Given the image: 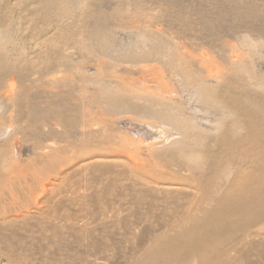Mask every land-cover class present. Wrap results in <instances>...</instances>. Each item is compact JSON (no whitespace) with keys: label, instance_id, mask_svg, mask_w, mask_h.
Here are the masks:
<instances>
[{"label":"rangeland","instance_id":"rangeland-1","mask_svg":"<svg viewBox=\"0 0 264 264\" xmlns=\"http://www.w3.org/2000/svg\"><path fill=\"white\" fill-rule=\"evenodd\" d=\"M9 1L10 0H7V1L1 0L0 1V26L2 27V29L6 27V29H3L4 31L1 30V27H0V30H1L0 31V41H2V42H0V50L2 51L3 49H5V50H3V52H5V53L2 52L5 55L2 56V53H0V60L2 59V61H0V64H2V67L0 68V72L1 73L3 72L2 74L0 73V78H1L0 79V89H2V90H0V99L1 98L6 99L7 100L6 102L8 104V105L6 104L5 100H2V99L0 100V132H1V134H0V143H1L0 144V148H1V150H0V161L1 162L0 163L3 165V166H1V164H0V219L5 220V218H6V222L4 224H2V226H4L5 228H3L0 225V252H6L5 248H11V247L13 248L12 251L15 250V252H16L19 250V252H16V253L13 251V255L15 257H17L16 258L17 261L22 262L23 264H130L132 261L135 260L136 257L140 256L147 248L150 250L149 246H150L151 242H153V240L155 239V236L158 233L163 232L167 228L170 229L172 227V225L174 224L172 222V220H173V217H175V215H174L175 211L180 210V212H181L183 210L182 203H184V198H183L182 194L180 195V193H183V191L178 190V192H180V193H178L176 190L167 191L164 189L166 191V192H164L163 187H161V186L159 187L158 185L156 186L153 184H152V186H156V187L153 188L151 186V183L155 182L153 179H158V178L154 177L155 174L157 176V173L161 176L164 175L166 178L168 177L167 179H164L163 181H161L159 179V182H165V183L174 182V184H172V185H177V184L179 185L181 183L182 178H183V174L181 172L176 171L175 168H173L171 166L168 167L167 165H165L164 161H159L158 166L153 167V169L151 166H149L147 164L146 161H144V160H147L148 156L151 155L153 152L157 153L159 151L158 149L168 148L167 147L168 142H169V146H170L171 145L170 142L173 143L172 139L176 138L177 133L175 135L174 134L175 131H173L172 136L171 135L168 136L167 137L168 140H167L166 137L162 138L163 134H160L162 132V130L160 129V127L157 126L155 128L152 127V129H153V131H151L152 134L149 135L148 137H146V138H143L142 136H140V138L138 137L139 139L142 138V140L145 139L144 142L141 143V145H140L141 148L138 150V153H139L138 155L142 156V158H144L142 162L144 164L145 163L146 164L143 165L144 170H140V171H135L134 169L132 170L131 169L132 168L131 167V165H132L131 164L132 163V155L131 154L132 153L130 151V148L132 150L131 143H134V142L138 143L137 142L138 138L136 137L137 138L136 139L135 137H133V136L137 135V133L133 129V126L136 125V122L132 121L130 119H133L135 117L136 119H133V120H136V121L141 120L140 122L144 123V121H149L152 118L150 117L148 119L147 115H144L141 113L139 114V112H138L139 115L137 114L138 117H136L133 114L137 113V111L130 112L132 110H128L129 108H125V107L117 108V112H116L117 115L115 114L116 108H113L110 106V109H109V106L107 105V103L104 100L103 92L107 91L109 89L112 91L113 85H112V87L110 86L111 85L109 82L110 77L108 79V75H106V74L99 75L98 74V72H100V71L97 67H95L98 65H95V64H98V63H96L97 59L99 60L103 56L104 57L102 59H104L105 61L107 60V62H108L109 56L110 57L116 56L117 58H120L121 52H122V56L129 54V52L130 53L138 52L139 49H140L139 52H141V50L145 47V45H146L145 42L147 40L145 38L144 42H143V40H140L143 38H139V36L134 34V33L131 34V31L133 30V28H136L134 26H131V27H130V25L128 26V24H131V23L137 24V22H139V25H137L138 29L146 28V29H144V31L147 30L149 27V30L147 31V33L148 34L152 33L153 36L156 37L157 39H158V37H160L161 39L159 38V41H160L159 44H161L162 49L167 48V49H164L165 51H167L171 47L170 44L173 41V40L170 41L169 37L172 36V34L174 35L175 31H177V30L179 31L180 28H181V30H183V27H184V29L186 28L185 31L183 30L184 33L187 34L186 37L189 36V38L191 37L190 38L191 42H195L196 44H200L201 39H198V38H201V36L203 35V32L200 31V27H198V24L196 22L199 20L200 13L202 12L201 10H208L209 6L205 3H202L199 5V7H197L200 0H77V3L72 5L73 6L72 10H71V8L67 9L69 11L71 10L70 12L68 11V12H64L62 14L61 12H63V7H61L62 10H59V7L61 5H60V3H58L59 4V6H57L58 9L56 8L51 12L49 11L47 13V15L44 14V11H42L41 14L39 12L37 15H35L33 7L30 6L29 4L25 3L23 6H21L16 2V0H11L10 3H8ZM79 1H81V2L79 3ZM11 2H12V4H11ZM256 2H257V4H260V6L262 5L264 7V0H261V1L255 0V2L253 4H255ZM230 3L231 4H238V5H240L241 10H243L244 12L246 11L244 9L242 1L234 0V1H231ZM17 5H19V6H17ZM6 7H7V9H6ZM25 7L27 9H25ZM3 8H5L6 10ZM196 8H200L201 10L199 11ZM83 9H85V11H83ZM28 10H29V12H28ZM21 11L25 14H23ZM127 11H128V14H127ZM160 11H163V12H160ZM174 11H176L178 13V15H176L174 13ZM190 11H192V12H190ZM193 11H194V13H193ZM82 12L85 13L84 16L82 14H80ZM123 12L125 13V15ZM65 13L66 14L70 13V14L66 15ZM101 13H103V14H101ZM120 13H122V14H120ZM138 13H140V14H138ZM57 14H58V17L60 15V19H58V17L56 18ZM143 14H144V16H143ZM149 14H152V15H149ZM163 14H165V15H163ZM192 14H193V16H192ZM194 14L196 15V17H194L195 16ZM73 15L74 16L76 15V16L74 17ZM100 15H104L105 17H103V16L101 17ZM128 15H131V16H128ZM147 15H148V18H147ZM17 16H18V18H17ZM24 16H25V18H23ZM52 16H54V17H52ZM85 16H86V19L89 21L87 24L89 26L82 29L83 22H81L82 23L81 24L80 21L82 19H83L82 21H84ZM123 16H124V18H123ZM150 16H152L151 17L152 19L149 18ZM197 16H199V17H197ZM9 17H10V19H8ZM44 17H45V19H44ZM63 17H64V19H63ZM77 17H78V19H77ZM80 17H81V20H79ZM144 17H146V18L144 19ZM185 17H188V18H185ZM13 18L16 19V22H15V19H13ZM29 18L32 20L31 22L29 21ZM192 18H193V20L196 19L197 21L194 20L195 22L194 21L192 22ZM7 19H8V21H6ZM22 19H24V20H22ZM47 19H49V21ZM54 19H55V21H54ZM134 19L135 20L137 19V21H135ZM148 19H150L151 21ZM59 20H60V22L57 23V21H59ZM100 20H101V22H100ZM133 20L135 22H133ZM144 20H145V23H144ZM33 21H35V22L33 23ZM46 21H48V22H46ZM50 21H52L53 23ZM77 21H79V22H77ZM103 21H104V24H101V23H103ZM149 21H150V23H149ZM8 22L10 23L9 26H7ZM13 22H14V24H13ZM62 22L64 23V25ZM68 22H69L70 26L67 24ZM73 22H74V24L76 23V26L74 25L75 27H73V25H72ZM98 22H100V24ZM3 23L7 24V25L2 26ZM15 23H16V25H15ZM17 23L19 24L20 27L18 26ZM23 23L26 24V26ZM31 23H32V25H31ZM142 23H144L143 24L144 27L143 26L141 27ZM157 23L158 24L160 23L159 25H162V26L155 25ZM193 23H195L197 26H192ZM251 23H254V22H251ZM21 24H22V26H21ZM38 24H39V26H38ZM77 24H78V26H77ZM94 24H95V26H94ZM136 24H134V25H136ZM147 24H148V26H147ZM165 24H167V25H165ZM33 25H34L35 29L37 28L36 29L37 31L32 32L34 29H33V27L31 28L29 26H33ZM56 25H57V27H55ZM99 25H103L104 30H106L107 33L111 35V39L109 38L107 40V39H105V37L108 38L110 35H108L105 32L107 36L104 35V38L101 39L103 44L100 43L101 40L97 38L98 36L94 37L93 35H91L92 36V38H91L88 36L85 37L86 35L84 34V31H89V30L92 31L93 28H96V26H99ZM149 25H152V26H149ZM253 25H256V24H253ZM40 26H43L45 29L43 27H40ZM126 26H128V28ZM173 26H174V28H173ZM48 27H50V28H48ZM53 27H54V29H52ZM63 27L64 28L66 27L67 29L65 28V30L66 31L68 30L70 32L69 33L67 31L68 35L66 36V39H65V41L67 40L69 42L64 41V43H62L63 42V40L61 38L62 31H60V30H64V29H61ZM124 27L126 29H124ZM152 27H153V29H152ZM165 27H167V28H165ZM7 28H8V30H7ZM26 28H28V31L31 34L28 33ZM29 28L33 29V30L30 32ZM39 28H40V30H38ZM42 28H43V30H42ZM59 28H60V30H59ZM156 28L158 31L156 30ZM163 28L167 29V31ZM171 28H173V29H171ZM127 29L130 31H128ZM154 29L157 31V32L155 31L156 35H155V33H153ZM5 30H6V33L8 31L9 34L6 35V33H5V35H1V32H3L2 34H4ZM10 30H12V31H10ZM20 30H22V31H20ZM163 30L165 31V33H163L164 32ZM24 31H25V34H24ZM91 31H89V33H91ZM122 31H124V33ZM171 31H172V34L170 33ZM14 32L15 33L18 32V33L14 34ZM22 32H23V34H22ZM48 32L51 34H49ZM80 32L82 35H84L83 37H85V39H86L85 44H86V41H88L87 45L90 42L89 46L91 45L90 47L92 49L91 50L92 51L91 56H93L91 58H96L98 56L96 58V60L93 59V61L95 60L94 63H93L91 58L89 59L90 56H88V55H90L89 54L90 52L87 53L86 51L82 50L81 48L79 49L80 45L77 42L80 40V37H79ZM52 33H53L54 37L52 36ZM145 33H146V31H145ZM169 33H170V36H169ZM193 34L195 35V37ZM258 34L263 35L264 32H262V33L259 31L258 32H255V31L252 32L253 37L258 35ZM26 35L29 37L28 39H27ZM33 36H35V37L33 38ZM68 36H70V38H68ZM74 36H75V38H74ZM4 37H6V38L4 39ZM9 37H10V39H9ZM182 37L184 38L185 36H182ZM1 38H3V39H1ZM41 38L44 39V42ZM51 38L59 40L58 41V43L60 42L59 47L61 45H63V47L61 46L62 48L60 47L59 49L58 48L56 49L54 47L50 48L51 46L49 43L52 41H56V40H52ZM87 38H89V39H87ZM129 38L131 41L128 40ZM137 38H139L138 40L145 43V44H143V43H142V45L139 44L138 43L139 41L137 40ZM195 38L197 40H195ZM21 39H22V41H21ZM38 39H41L42 41L41 40L39 41ZM60 39L62 41H60ZM92 39L93 40L95 39L94 40L95 42H93ZM6 40H8L9 42ZM12 40L13 41L17 40L18 42L17 41L13 42ZM23 40L25 41V43ZM27 40H28V42H27ZM34 40H36L38 42H36V41H35V43L33 42L34 43V45H33L32 41H34ZM135 40L137 41V44H136V46H138L137 48L133 42ZM174 40L176 41V37H174ZM202 40H204V39H202ZM125 41L129 42L131 46L129 47V44L125 43ZM153 41H155V40H153ZM92 42L95 44H93ZM106 42L107 43L109 42V44L107 45ZM147 42L151 43V41H147ZM37 43H39V44H37ZM105 43H106V45H105ZM168 43H170L169 48L166 47L168 45ZM19 44H21V46ZM98 44H100V46H98ZM121 44H122V46H121ZM124 44H126L125 49L123 48ZM165 44H166V46H165ZM77 45H78V48H77ZM93 45H94V47H93ZM109 45L112 47H110ZM30 46H32V47H30ZM34 46H35V48H34ZM40 46H42V47L44 46L43 47L44 53L41 50L42 47H40ZM68 46L70 49L68 48ZM114 46H115V48H113ZM126 46H128V47L126 48ZM6 47H8V49ZM131 47H132V49H131ZM133 47H135L136 49ZM140 47H142V48H140ZM30 48L34 49V50H31ZM47 48H48V50H47ZM63 48H65V50ZM93 48H95V49H93ZM106 48L108 49L107 51H106ZM111 48H113L112 50H116L118 52L113 53V51L110 50ZM36 49H38L37 52H36ZM130 49L131 50L135 49V50L131 51ZM15 50H18V51H15ZM39 50H41L42 52ZM60 50L61 51L64 50V51L60 52ZM66 50L70 51V52L67 54ZM94 50H96V51L94 52ZM103 50H105L106 52ZM128 50H130V51H128ZM38 51H39V54H38ZM83 51H84V54L87 53L88 55L85 56L83 54ZM109 51L112 52L113 55ZM45 52L46 53L48 52V53L46 54ZM72 52L75 55V57L74 56L72 57V55H73V54H71ZM102 52H104V53H102ZM29 53H30V55H29ZM117 53H118V56H117ZM104 54L109 55V56L107 57ZM45 55H47L48 57ZM66 55H67V57H66ZM4 56H6V57H4ZM16 56H17V58H16ZM40 56H42V58H40ZM68 56H70V57L68 58ZM21 57H23V59L26 58L27 61L25 59L23 60ZM62 57H66L68 59V62L72 63V65L70 63H68L69 64V65L67 64L68 66L67 65L66 66H64V65L58 66V64L55 62L57 60L59 61L60 59H62ZM81 57H82V59H80ZM19 58H20V60H19ZM9 59H10V61H8ZM41 59H43V60H41ZM45 59L48 61H46ZM71 59H73V60H71ZM4 60H6V61H4ZM18 60H19V62H18ZM49 60H51L52 62ZM70 60L73 61L75 64L73 62H71ZM111 60H112V62L114 61L115 65L118 62V65L115 66V73H117V70H118V74L122 73V69H121L122 63L119 62L120 60L118 61V60H115L113 58H110L109 62H111ZM7 61H8V64L5 65ZM39 61L41 64L39 63ZM10 62L12 64H9ZM44 62H46V64ZM53 63H55V64L53 65ZM87 63H88V65H87ZM120 63H121V65H119ZM123 63H126V62H123ZM15 64L16 65L19 64L18 69H17V66H14ZM29 64H31V65H29ZM84 64L88 68H86L84 66ZM126 64H130V62H128ZM3 65H5V66L3 67ZM11 65H13V67ZM92 65L93 66L95 65V66L93 67ZM56 66H57V68H55ZM63 67H66L67 69L66 68L64 69ZM68 67L69 68L71 67V71L69 70ZM128 67H131V66H128ZM72 68H74V69H72ZM84 68H86V70ZM3 69L6 71H3ZM92 70H93V72H92ZM81 71H83L81 75H84L85 71L87 73V76L85 73L84 78L87 77V78L91 79L92 77H94V78H92V80H90L91 82L90 81L88 82V79H81L82 78V76L80 75ZM88 71H90V74ZM40 72H42V74ZM45 72H46V74H45ZM53 72H55V73H53ZM59 72H60V74L58 75ZM68 72H71V73H68ZM52 73L54 76L52 75ZM66 73H68L69 75ZM16 74H17V76H16ZM41 75H43V76H41ZM56 75L58 77L59 76L60 77L58 78ZM66 75H67V77H65ZM50 76H52L53 79ZM10 77H11V79H10ZM47 77L48 78L50 77L51 79L50 78L48 79ZM103 78H105L107 81ZM5 79H8V80H5ZM12 79H14V80H12ZM55 79H56V81H55ZM2 80H3V82L5 81L4 82L5 84L9 83V80H10L12 82V85H13L12 90H10L8 88V86L2 82ZM84 80H86V81H84ZM99 80H101V81H99ZM98 81L100 83H98ZM102 81H104V82H102ZM101 83H103V84H101ZM90 84H91V86H90ZM104 84H106V85L104 86ZM2 85L4 87H2ZM107 86L110 88H108ZM86 87L89 89H87ZM101 87L104 89L105 88H107V89L104 90ZM73 90L75 93L73 92ZM88 91H90V92H88ZM77 92H79V93H77ZM3 95H5V96H3ZM10 95H11V99H9ZM101 95L103 98L101 97ZM55 96H57V97H55ZM7 97H9V98H7ZM94 98H95V100H94ZM89 99H90V101H89ZM96 99H97V101H96ZM46 100H48V101H46ZM99 101H101L102 103ZM188 105H190V103ZM107 106H108V108H107ZM111 108H113V109H111ZM95 109H97V110H95ZM101 110H103V111H101ZM112 110H114V112ZM119 110L121 113L123 111L127 112V114H126V112L125 113L123 112L124 115L122 113L124 118L122 117V115L120 116L121 113L119 112ZM27 111H29V112H27ZM111 112L114 113L115 115L112 114ZM190 112H192V110H190ZM92 113H94V114H92ZM91 114H92V116H91ZM108 114H109V116H108ZM129 114H131V115L129 116ZM113 115L115 117L117 116V121L115 120L116 118ZM132 115H133V117H132ZM27 116H29V117H27ZM40 116H41V118H40ZM118 116H120V117H118ZM140 116H143L147 120L144 119L143 117H140ZM9 117H11V119H9ZM87 117H88V119H87ZM91 117H93V120ZM39 118L41 120L43 118L45 120L44 121L45 124H43L44 123L43 120L42 121L40 120V122H39ZM90 118H91V120H90ZM94 118H95V120H94ZM104 118L105 119L107 118V120H105ZM126 118H128L127 121L129 120V122H131L133 124H130L129 122H127ZM59 119L61 121H59ZM113 119H114V121H113ZM98 120H99V122H98ZM101 120H103L105 125H104V123L101 122ZM109 120H110V122H109ZM152 120H155V119L153 118ZM37 121H38V123H36ZM88 121H91L90 124L88 123ZM92 121L95 122L96 125ZM111 121H113V122H111ZM125 121L127 122V124ZM157 121H160V120L158 119ZM3 122H5V123H3ZM47 123L49 126L46 125ZM107 123L108 124L111 123L112 125H114V124L115 125L112 127L111 125H108ZM117 123L121 124L122 126L118 125ZM42 124H43V126H42ZM167 125H168V123L164 124V128H167L166 130L171 131L170 130L171 126L170 125L167 126ZM4 126H6V127H4ZM110 126L112 128H109ZM120 126H121V128H120ZM9 127H11V128H9ZM130 127H132V128H130ZM129 128L131 129V131L128 130ZM86 129H88V130H86ZM89 129H91V130H89ZM96 129H97V131L95 132ZM119 129H122V130H119ZM114 130H116V132ZM117 130L120 133H118ZM125 130H128V133L131 132L130 135L131 134L132 135L130 136ZM12 131H13V133H12ZM111 131L114 133H112ZM3 132L5 135L3 134ZM86 132L88 135L86 134ZM154 132H156L157 134H155ZM92 133H94V135ZM96 133H98V134H96ZM158 134H160V136H158ZM173 134H174V136H173ZM155 135H157V136H155ZM7 136L10 137L9 139H10L11 143L9 142V139L7 138ZM122 136H123V138H122ZM4 137H6V138H4ZM80 137H82V138H80ZM129 137H132V138L130 139ZM159 137H161V138H159ZM66 138H67V140H66ZM120 138H122L123 140ZM4 140H5V142H4ZM125 140L129 143L128 147L126 146V143L123 144V142H125ZM132 140H134V142ZM146 140L148 142L150 140L149 143H151V144L152 143L154 144V142H155L154 146H151V144L150 145L148 144L149 146L147 147V144H145L147 142ZM151 140H153V142ZM53 141L54 142L56 141V142L53 144ZM158 141L160 143H157ZM16 142H18L19 144L16 145ZM20 142H22L21 145H20ZM87 142H89V143H87ZM162 143H164V146ZM46 145L51 147V150H53L52 153H51V151H49V152L46 151L47 149L44 148ZM156 145H158L157 146L158 148L155 147ZM2 146L4 149L2 148ZM9 146H11L12 148ZM13 146H14V148H17L18 152L16 149L13 148ZM19 146H20V148H19ZM42 146H44V147L42 148ZM118 146H119V148H117ZM5 147H6V149H5ZM7 147H9L10 149L8 150ZM89 147H91V148H89ZM146 147H147V149H146ZM149 147H150V149H149ZM154 148H156L155 149L156 151L154 150ZM44 150H45V152H44ZM56 150H58V151H56ZM146 150H147V152H146ZM8 151L12 152L11 153L12 157H10L11 155ZM126 151H127V153H126ZM40 152H41V154H39ZM87 152H90V154L94 153V152H96L97 154L99 153L98 155L102 154L100 156L101 161H99V160H98L99 162L94 161L95 164L87 162V159H89V158H86L88 156ZM135 152L137 153V151H135ZM7 153H9V154H7ZM6 154H7V156H6ZM144 154H146V155H144ZM73 155H75V156H73ZM127 155H129V157H127ZM43 156H44L45 161L43 159ZM40 157H41V159H40ZM114 157H117V158H114ZM130 157H131V160H130ZM121 158H123L125 160V163H124V160ZM11 160L14 162L13 163L10 162ZM114 160H115V162H114ZM121 161L124 163V165ZM28 162H31V163H28ZM112 162H114L116 165H113ZM4 163H5V165H4ZM82 163L83 164L88 163L87 164L88 167H86V164L84 166ZM126 163H127V166H126ZM109 164H110V167L112 169L108 166ZM11 165H13V167H9ZM14 165H16L17 168ZM117 165H119V166H117ZM76 166H77V168H76ZM123 166L126 167V170L124 169L125 167H123ZM4 167H7V171L5 170L6 168H4ZM8 167H9V171L11 168H12L11 169L12 171L9 172ZM100 167H102L101 170H100ZM160 167H162L164 170H166V172L163 169L161 170ZM1 168L4 169L5 172H3V170ZM22 168H25V169H22ZM13 169H14V171H13ZM80 170H82V171H80ZM121 170H123V171H121ZM145 170L146 171L148 170L147 173H145L146 172ZM150 170H151V172L153 171V174L151 172L149 173ZM171 170H173V171H171ZM143 171H145V172H143ZM129 172L131 173L132 176L130 175ZM107 174H110V175H107ZM129 176L132 178V180H131V178L129 179ZM164 176H162V177H164ZM171 177L172 178L176 177V179H174V180L169 179ZM138 178L140 179V182H139ZM108 179L112 180L113 182L108 180ZM107 180H108V182H107ZM127 181H128V183H127L128 185H126ZM141 181L143 182L142 185L144 187L142 185H140V187H139L138 184H141ZM123 182H125V183H123ZM130 182H132V184ZM145 182L148 184H144ZM110 184H112V185L110 186ZM122 184H125V185L122 186ZM130 184L132 185L131 187L134 188L133 191H130L132 189L130 187ZM159 185H161V184L159 183ZM165 185H167V184H165ZM106 186H110V188L106 187ZM125 186H127V187H125ZM147 186L148 187L150 186L149 189L147 188ZM123 187H124V189L121 190ZM128 187H130V188L128 189ZM136 187L137 188L139 187L140 190H139V188L137 190ZM158 188L162 192V196L160 195L161 193L158 190ZM109 189H111V191ZM144 189H145V192H148V195H147V193L145 194ZM151 189H152V191H151ZM108 190H109V192H107ZM127 190H129L130 192H128ZM147 190H150L151 192L147 191ZM123 191H126L125 194ZM134 191H135V193H133ZM4 192H5V194H4ZM127 193H129L128 194L129 196L127 195ZM132 193L136 196V198L141 193L142 196L139 195V198L142 197L143 200L140 198L141 199L140 201H142V202H140L139 200H137V201H139L140 203L135 202L136 200L132 199V197L135 198L134 195L131 196ZM136 193L138 195H136ZM150 193L152 194V196H150ZM175 193H177L178 195L177 194L175 195ZM163 194H165L164 199H163ZM156 195H159L162 198L158 197ZM169 195H171V196L175 195V196H173L174 198L172 197V199H171V196H169ZM148 196H150V197H148ZM126 197H130V200L127 199ZM175 197L178 199H175ZM147 198H148V200H146ZM126 200H129L131 203L128 201L126 202ZM131 200H133V201H131ZM149 200H150V202H147ZM153 200L155 201V203L153 202ZM156 201L158 202V204ZM159 201H161L162 203L164 202V203L162 204ZM177 201H179L181 204L178 203ZM172 202L174 203L173 205L171 204ZM144 203H146V204H144ZM148 203L150 206L148 205ZM153 203L155 204V206ZM137 204H139V205L137 206ZM159 205H161V206H159ZM180 205H182V207ZM171 206L174 209H172ZM179 206H180V208H179ZM170 208L172 211H167V210H170ZM162 209L165 210V211H163L164 213L162 212ZM173 210H174V212H173ZM19 211L21 214L22 213L23 214L21 215L19 213ZM22 211H24V212H22ZM168 213H170V214H168ZM178 213H179V211H177L175 214L178 215ZM18 214L21 217H19ZM167 214H168V216H167ZM168 217L169 218L172 217L171 218L172 220L169 219ZM7 218H8V220H7ZM12 229H13V231H12ZM262 232L263 231L257 232V233H262ZM258 236H262V235L258 234ZM256 240L258 241V242L256 241L257 244H259L260 241H262L260 238H258ZM8 245H9V247H8ZM240 249H242V248H240ZM6 253L9 254L8 252H6ZM247 255H248V257H247ZM19 256H20V259H18ZM233 257H234L233 252H231L230 257H229V259H230L229 264H233ZM21 258H22V261H20ZM236 258H239L240 260H242L243 264H264V253L262 252L260 247H257V249L254 251L252 250L251 253L250 252L246 253V251H243V253H242V250H241L239 253L236 254ZM246 258H248V259H246ZM250 260H251V262H250ZM0 264H11V263H7L6 258L3 256H0Z\"/></svg>","mask_w":264,"mask_h":264},{"label":"bare ground","instance_id":"bare-ground-1","mask_svg":"<svg viewBox=\"0 0 264 264\" xmlns=\"http://www.w3.org/2000/svg\"><path fill=\"white\" fill-rule=\"evenodd\" d=\"M10 1L8 3H10ZM231 1H234V0H200L199 1V4L197 7H199V5L202 3H205L209 6L208 10H201L200 8H196L199 11L200 10L202 11L200 13V17L197 16V17H199V20L197 21L196 19H194L197 21L196 23L198 24V27H200V31L203 32V35L201 34L202 35L201 38H198V39H201V43L199 42L200 44H196L195 42H191V40H190L191 37L190 38H189V36L186 37L187 34L184 33L186 28L184 29V27H183L184 31L181 30V28H180L179 31L177 30L174 32V35L172 34V31H171L170 33L172 34V36H170V33H169V36H170L169 40L170 41L173 40L174 42L172 41L171 44L168 43L167 46L165 44V46L168 48H169V44L171 45V47L167 51H165L164 49H167V48L162 49L161 44H159L160 43V41H159L160 37H158V39H157L156 37L153 36L152 33H150V34L147 33V31L149 30V27L147 30H145L146 31V33H145L144 29H146V28L138 29L137 25H139V22H137V24L131 23V24H128V26L130 25V27L131 26L136 27V28L132 27L133 30L132 29L131 30L133 32L131 31V34L134 33V34L138 35L139 38H143V39H140V40H143V42H144V39L146 38V40L151 41V43L150 42L148 43L146 41L145 42L146 45L141 50V52H139L140 51V49H139L138 52H132V53L129 52V54L125 53L126 55L123 54L124 56H122V52H121L120 58H117L115 55H114L115 57H110L109 55L104 54L107 57L109 56L108 62H107V60L105 61L104 59H102L104 57L103 56L99 60L97 59L96 63H98V64H95V65H98V66L94 65L95 67H97L99 69V71H100V72H98L99 75L106 74V75H108V79L110 77V81H109L111 84L110 86L112 87V85H113L112 91L109 89V90L103 92L104 100L107 103V105L109 106V109H110V106L113 108H116V111H115V114H116L117 108L125 107V108H129L128 110H132L130 112L137 111V113L133 114L136 117H138V115L141 113V114L147 115L148 119L150 117L152 119L153 118L155 119V120L150 119L151 121L150 120L144 121V123L140 122L141 120L140 121L139 120H137V121L133 120V119H136L135 117L133 119H130V120L136 122V125L133 126V129L137 133L138 136L136 135L133 137H135V138L139 137L140 138V136H142L143 138H146L152 134V132H151V131H153L152 127L155 128L157 126L160 127V129L162 130V132L160 131L161 133L159 132L160 134H163V136L161 135L162 138L166 137V139H167L168 136H170V135L172 136L173 131H175L174 132L175 135L177 133L176 138L172 139L173 143L170 142L171 143L170 146H169V142H168L167 147L169 149L168 148L158 149L159 151L157 153L153 152L151 155H149V156L147 155L148 159L144 160V161H146L147 164L152 167V169H153V167L158 166L159 161H164L165 165H167L168 167L171 166V167L175 168L176 171L181 172L183 174V178H182L181 183L179 185L178 184L172 185V184H174V182H169V183L159 182V179L161 181H163L164 179H167L168 177L166 178L164 175H162V176H164V177H162L158 173H157V176H156V174L154 176L155 178H158V179H153L155 182L151 183V186H152V184L156 185V186L158 185L159 187L160 186L163 187V190L164 189L167 191L176 190L177 192H178V190L183 191V193L178 192V193H180V195L182 194L183 198H184V203H182L183 207H182V205H180L183 208V210L181 212H180V210H177V211H179L178 215L175 214L177 212V211H175V213H174L175 217H173V220L171 219L172 217L171 218L168 217L174 223L172 225V227L170 229L167 228L163 232L158 233L155 236V239L153 240V242H151V244L149 246L150 250L147 248L140 256L136 257L135 260L132 261L130 264H229L230 263L229 257H230L231 252H233V255H234L233 264H243L242 260H240L239 258H236V254L239 253L241 250H242V253H243V251H246V253H248V252L251 253L252 250L254 251L257 249V247H260L262 252L264 253V34L263 35L258 34L254 37L252 35L253 31H255V32L259 31L261 33L264 32V7L262 5H261L262 6L261 7L260 4H257V2L255 4H253L255 2V0L254 1L253 0H251V1L250 0H240V1H242L244 9L246 10L244 12L243 10H241L240 5L231 4L230 3ZM16 2L21 6H23L25 3L32 6L34 9L35 15H37L39 12L41 14L42 11H44V14L47 15V13L49 11L51 12L54 9H56L57 6H59L58 3H60V5H61L59 7V10H62L61 7H63V12H61L62 14L64 12H68L69 10H67V9L71 8V10H72L73 9L72 5L76 4L77 0H16ZM80 2L81 1H79V3ZM11 4H12V2H11ZM19 5H17V6H19ZM3 9H5V8H3ZM6 9H7V7H6ZM25 9H27V8L25 7ZM83 11H85V9H83ZM28 12H29V10H28ZM160 12H163V11H160ZM190 12H192V11H190ZM174 13L176 15H178V13L176 11H174ZM193 13H194V11H193ZM23 14H25V13H23ZM80 14H82L84 16L85 13L82 12ZM101 14H103V13H101ZM120 14H122V13H120ZM127 14H128V11H127ZM138 14H140V13H138ZM124 15H125V13H124ZM149 15H152V14H149ZM163 15H165V14H163ZM100 16L105 17L104 15H100ZM128 16H131V15H128ZM143 16H144V14H143ZM192 16H193V14H192ZM52 17H54V16H52ZM57 17H58V14H57L56 18ZM64 17H63V19H64ZM81 17L79 20H81ZM151 17L152 16H150L149 18H151ZM188 17H185V18H188ZM194 17H196V15ZM17 18H18V16H17ZM23 18H25V16ZM123 18H124V16H123ZM145 18L146 17H144V19ZM147 18H148V15H147ZM8 19H10V17ZM8 19L6 21H8ZM13 19H15V18H13ZM44 19H45V17H44ZM55 19H54V21H55ZM58 19H60V15H59ZM77 19H78V17H77ZM22 20H24V19H22ZM47 20L49 21V19H47ZM82 20L80 21V23L83 22L82 29H84L85 27L89 26V25H87L89 21L86 19V16L84 17V21H82ZM101 20H100V22H101ZM134 20H133V22L137 21V19L135 21ZM148 20H150V19H148ZM194 20L192 18V22ZM29 21L31 22L32 20L29 18ZM48 21H46V22H48ZM150 21H149V23H150ZM9 22L7 23L8 25L3 23L2 26H4V25L9 26L10 25ZM15 22H16V19H15ZM34 22L35 21H33V23ZM50 22H52V21H50ZM58 22H60V20L57 21V23ZM77 22H79V21H77ZM100 22H98V23L100 24ZM251 22H254V23H251ZM144 23H145V20H144ZM144 23L141 24V27L143 26ZM13 24H14V22H13ZM67 24L69 25V22ZM101 24H104V21ZM134 24H136V25H134ZM148 24H147V26H148ZM159 24L157 23L155 25H159ZM253 24H256V25H253ZM15 25H16V23H15ZM24 25L26 26V24H24ZM31 25H32V23H31ZM34 25L29 26L31 28L33 27V29H34L33 30V29L29 28L30 32L32 30H33L32 32L37 31L36 30L37 28L35 29ZM63 25H64V23H63ZM72 25H73V27H75L76 23L74 24V22H73ZM165 25H167V24H165ZM18 26H19V24H18ZM21 26H22V24H21ZM38 26H39V24H38ZM77 26H78V24H77ZM94 26H95V24H94ZM128 26H126V27L128 28ZM149 26H152V25H149ZM159 26H162V25H159ZM192 26H197V25L195 23H193ZM40 27H43V26H40ZM55 27H57V25ZM43 28H42V30H43ZM48 28H50V27H48ZM65 28L64 27L61 28L64 30H60V28H59V30L62 31V34H61V38L63 40L62 43H64L66 36L68 35V32H69L68 30H67L68 31L67 32L65 30ZM165 28H167V27H165ZM165 28H163V29H165ZM173 28H174V26H173ZM173 28H171V29H173ZM3 29H6V27ZM3 29L1 27V30H3ZM26 29L28 31V28H26ZM52 29H54V27ZM124 29H126V28L124 27ZM152 29H153V27H152ZM7 30H8V28H7ZM22 30H20V31H22ZM38 30H40V28ZM156 30H157V28H156ZM156 30L154 29L153 33H155ZM165 30L167 31V29H165ZM10 31H12V30H10ZM89 31H91V30H89ZM89 31H84V34L86 35L85 37L88 36V37L92 38L91 35H93L94 37L98 36L97 38L100 40L103 39L104 35H106V33H107V31L104 30L103 25L96 26V28L92 29L91 33H89ZM128 31H130V30H128ZM122 32L124 33V31H122ZM2 33L3 32H1V35H5L6 30H5L4 34H2ZM17 33L18 32H16V33L14 32V34H17ZM28 33H29V31H28ZM53 33H52V36L54 37ZM163 33H165V31ZM8 34L9 33L7 31L6 35H8ZM22 34H23V32H22ZM24 34H25V31H24ZM29 34H31V33H29ZM49 34H51V33H49ZM108 35H110V34H108ZM155 35H156V33H155ZM70 36H68V38H70ZM75 36H74V38H75ZM83 36L84 35H82L80 32V36H79L80 40L77 43H79V45H80L79 49L81 48L82 50L86 51L87 53L90 52L89 53L90 55H88L87 53L84 54V51H83V54L85 56L86 55L90 56L89 57V59H90L91 57H93V56H91V54H92L91 53L92 49L90 47L91 45L89 46L90 42L87 45L88 41H86V44H85L86 39ZM182 36H185V37L183 38ZM34 37L35 36H33V38ZM174 37H176V41L174 40ZM194 37H195V35H194ZM5 38L6 37H4V39ZM28 38L29 37L27 36V39ZM43 38H41V39L44 42ZM109 38L111 39V35L108 38L105 37V39H107V40ZM139 38H137V40ZM196 38H195V40H197ZM1 39H3V38H1ZM9 39H10V37H9ZM41 39H38V40L40 41ZM87 39H89V38H87ZM202 39H204V40H202ZM52 40H56V39H52ZM62 40L60 39V41H62ZM94 40H93V42H95ZM128 40L131 41L130 38ZM153 40H155V41H153ZM6 41H8V40H6ZM16 41L14 40L13 42H16ZM21 41H22V39H21ZM35 41L36 40L32 41V43L33 42L35 43ZM58 41L59 40L50 42L49 43L51 46L50 48L54 47L56 49L57 48L59 49L61 46L63 47V45H61L59 47L60 42L58 43ZM0 42H2V41H0ZM27 42H28V40H27ZM36 42H38V41H36ZM67 42H69V41H67ZM133 42L136 46L137 41L135 40ZM143 42L139 41L138 43L142 45ZM24 43H25V41H24ZM34 43H33V45H34ZM100 43L103 44L102 40L100 41ZM106 43H105V45H106ZM125 43L129 44V47L131 46L129 42L125 41ZM145 43H143V44H145ZM37 44H39V43H37ZM93 44H95V43H93ZM108 44H109V42L107 43V45ZM19 45L21 46V44H19ZM125 45L126 44H124V46H123L124 49H125ZM32 46H30V47H32ZM98 46H100V44H98ZM121 46H122V44H121ZM40 47H42V46H40ZM43 47L41 48L42 51H43ZM93 47H94V45H93ZM110 47H112V46H110ZM127 47L128 46H126V48ZM137 47L138 46H136V48ZM6 48L8 49V47H6ZM34 48H35V46H34ZM68 48H69V46H68ZM77 48H78V45H77ZM113 48H115V46ZM113 48H111L110 50H112ZM133 48H135V47H133ZM140 48H142V47H140ZM63 49L65 50V48H63ZM93 49H95V48H93ZM131 49H132V47H131ZM135 49H133V50H135ZM3 50H5V49H3ZM3 50L2 51L0 50V53H2ZM31 50H34V49H31ZM37 50L38 49H36V52H37ZM41 50H39V51H41ZM47 50H48V48H47ZM107 50L108 49L106 48V51ZM130 50H128V51H130ZM133 50H131V51H133ZM15 51H18V50H15ZM39 51H38V54H39ZM63 51L60 50V52H63ZM95 51L96 50H94V52ZM103 51H105V50H103ZM112 51H113V53L118 52L116 50H112ZM69 52L70 51L66 50L67 54ZM3 53H5V52H3ZM3 53H2V56L5 55ZM43 53H44V51H43ZM102 53H104V52H102ZM110 53H112V52H110ZM113 53H112V55H113ZM71 54H73V52ZM29 55H30V53H29ZM45 56H47V55H45ZM70 56H68V58ZM73 56L75 57L74 54L72 55V57ZM117 56H118V53H117ZM4 57H6V56H4ZM66 57H67V55H66ZM66 57H62V59H60L59 61L57 60L55 63H57L58 66L59 65L66 66L68 63H70V62H68V59ZM16 58H17V56H16ZM21 58L23 59V57H21ZM40 58H42V56H40ZM96 58H91V59L93 61V59L96 60ZM110 58H113V59L118 60V61L120 60L119 62H121L122 65H121V63L119 65H121V67H122L121 68L122 73L118 74V70H117V73H115V66L118 65V62L115 65L114 61L112 62V60H111V62H109ZM24 59L26 60V58H24ZM80 59H82V57ZM19 60H20V58H19ZM19 60H18V62H19ZM41 60H43V59H41ZM71 60H73V59H71ZM0 61H2V59ZM4 61H6V60H4ZM8 61H10V59ZM8 61L6 62L5 65L8 64ZM46 61H48V60H46ZM49 61H51V60H49ZM94 61H93V63H94ZM71 62H73V61H71ZM123 62H126V63L130 62V64H126ZM39 63H40V61H39ZM44 63L46 64V62H44ZM55 63H53V65ZM9 64H12V63L10 62ZM70 64L72 65V63H70ZM5 65H3V67ZM18 65L15 64L14 66H17V69H18ZM29 65H31V64H29ZM87 65H88V63H87ZM11 66L13 67V65H11ZM84 66H85V64H84ZM128 66H131V67H128ZM1 67H2V64H0V68ZM55 68H57V66ZM63 68L65 69L66 67H63ZM86 68H88V67H86ZM86 68H84V69L86 70ZM72 69H74V68H72ZM69 70L71 71V67L69 68ZM3 71H6V70L3 69ZM83 71H81V73L79 72L80 75L82 74ZM88 72L90 74V71H88ZM92 72H93V70H92ZM40 73L42 74V72H40ZM53 73H55V72H53ZM53 73H52V75H53ZM68 73H71V72H68ZM68 73H66V74H68ZM85 73H86V71H85ZM85 73H84V75H85ZM17 74H16V76H17ZM45 74H46V72H45ZM59 74H60V72L58 73V75ZM84 75H81L82 78L81 77L80 78L81 79H88V82L90 80H92V78H94L92 76H91L92 77L91 79L87 78V77L84 78ZM41 76H43V75H41ZM86 76H87V73H86ZM50 77L52 78V76H50ZM65 77H67V75ZM10 79H11V77H10ZM103 79H105V78H103ZM5 80H8V79H5ZM12 80H14V79H12ZM55 81H56V79H55ZM84 81H86V80H84ZM99 81H101V80H99ZM99 81H98V83H100ZM2 82H3V80H2ZM102 82H104V81H102ZM101 84H103V83H101ZM5 85H7L10 90H12L13 85H12V82L10 80H9V83H7ZM105 85L106 84H104V86ZM90 86H91V84H90ZM2 87H4V86L2 85ZM108 88H110V87H108ZM87 89H89V88H87ZM102 89H104V88H102ZM105 89H107V88H105ZM0 90H2V89H0ZM73 92H74V90H73ZM88 92H90V91H88ZM77 93H79V92H77ZM3 96H5V95H3ZM55 97H57V96H55ZM101 97H102V95H101ZM7 98H9V97H7ZM9 99H11V95H10ZM2 100H5V102L7 101L6 99H2ZM94 100H95V98H94ZM46 101H48V100H46ZM89 101H90V99H89ZM96 101H97V99H96ZM99 102H101V101H99ZM189 103H190V105H188ZM6 104H7V102H6ZM108 106H107V108H108ZM113 108H111V109H113ZM95 110H97V109H95ZM114 110H112V111L114 112ZM190 110H192V112H190ZM101 111H103V110H101ZM27 112H29V111H27ZM119 112H120V110H119ZM123 112L125 113L126 111H123ZM138 112H139V114H138ZM122 113L120 114V116L122 115ZM124 113H123V115H124ZM92 114H94V113H92ZM92 114H91V116H92ZM109 114H108V116H109ZM112 114H114V113H112ZM126 114H127V112H126ZM123 115H122V117H123ZM130 115L131 114H129V116ZM133 115H132V117H133ZM120 116H118V117H120ZM143 116H140V117H143ZM27 117H29V116H27ZM40 118H41V116H40ZM40 118H39V122L41 120ZM91 118L93 120V117H91ZM91 118H90V120H91ZM115 118H116L115 120L117 121V116ZM9 119H11V117H9ZM87 119H88V117H87ZM127 119L128 118H126V121H127ZM144 119H146V118H144ZM158 119L160 121H157ZM42 120H43V122L45 121L43 118H42ZM94 120H95V118H94ZM105 120H107V118ZM59 121H61V120L59 119ZM113 121H114V119H113ZM113 121H111V122H113ZM90 122L91 121H88L89 124H90ZM98 122H99V120H98ZM101 122L104 123L103 120H101ZM109 122H110V120H109ZM127 122H129V120ZM127 122H126V124H127ZM3 123H5V122H3ZM36 123H38V121ZM93 123L95 124V122H93ZM129 123L133 124L131 122H129ZM167 123H168V125L171 126V128H170L171 131H168V130H166L167 128H164V124H167ZM43 124H45V122ZM43 124H42V126H43ZM46 125H48V123ZM104 125H105V123H104ZM108 125H111L113 127L115 124L112 125L110 123ZM118 125H121V124H118ZM111 126L109 128H112ZM121 126H120V128H121ZM4 127H6V126H4ZM9 128H11V127H9ZM130 128H132V127H130ZM130 128L128 130L131 131ZM86 130H88V129H86ZM89 130H91V129H89ZM119 130H122V129H119ZM128 130H125V131L128 133ZM96 131H97V129L95 130V132ZM114 131L116 132V130H114ZM117 132H118V130H117ZM12 133H13V131H12ZM112 133H114V132H112ZM118 133H120V132H118ZM130 133H128V134L130 135ZM154 133L157 134L156 132H154ZM0 134H1V132H0ZM3 134H4V132H3ZM86 134H87V132H86ZM92 134L94 135V133H92ZM96 134H98V133H96ZM160 134H158V136H160ZM174 134H173V136H174ZM155 136H157V135H155ZM4 138H6V137H4ZM7 138L9 139L10 137L7 136ZM80 138H82V137H80ZM122 138H123V136H122ZM122 138H120V139H122ZM129 138L131 139L132 137H129ZM139 138L137 140L138 143H136V142H134V140H132L134 142V143H131L132 150L130 148V151L132 153L131 154L132 155V163H131L132 168L131 169L132 170L134 169L135 171L144 170L143 165L146 164V163L144 164L142 162L144 158H142V156L138 155L139 154L138 150L141 148L140 145H141V143L144 142L145 139L142 140V138L141 139H139ZM159 138H161V137H159ZM5 140H4V142H5ZM66 140H67V138H66ZM151 141L153 142V140H151ZM9 142H10V139H9ZM55 142L53 141V144ZM149 142H150V140H149ZM149 142L147 141L145 143V144H147V147L151 144ZM87 143H89V142H87ZM124 143H126V146L128 147L129 143L126 140H125V142H123V144ZM157 143H160V142L158 141ZM18 144L19 143L16 142V145H18ZM21 144H22V142H20V145ZM154 144H155V142H154ZM154 144L152 143L151 146H154ZM162 144L164 146V143H162ZM11 146H9V147H11ZM119 146L117 148H119ZM157 146L158 145H156L155 147L158 148ZM9 147H7L8 150L10 149ZM43 147L44 146H42V148ZM147 147H146V149H147ZM2 148H3V146H2ZM13 148H14V146H13ZM19 148H20V146H19ZM44 148H46L47 149L46 151H48V152L51 151V153H52V151H53V150H51V147H49L48 145H46ZM89 148H91V147H89ZM156 148H154V150ZM5 149H6V147H5ZM14 149L17 150V148H14ZM149 149H150V147H149ZM0 150H1V148H0ZM56 151H58V150H56ZM127 151H126V153H127ZM135 151H137V153ZM17 152H18V150H17ZM44 152H45V150H44ZM146 152H147V150H146ZM9 153L11 155L12 152H9ZM9 153H7V154H9ZM95 153L96 152L90 154V152H87L88 156L86 158H89V159H87V162L94 163V161H97V162L101 161L100 156L102 154L98 155L99 153L98 154L97 153L95 154ZM7 154H6V156H7ZM39 154H41V152ZM144 155H146V154H144ZM73 156H75V155H73ZM10 157H12V155ZM127 157H129V155H127ZM114 158H117V157H114ZM40 159H41V157H40ZM43 159H44V156H43ZM121 159H123V158H121ZM130 160H131V157H130ZM44 161H45V159H44ZM10 162L13 163L14 161L11 160ZM114 162H115V160H114ZM114 162H112L113 165H116ZM28 163H31V162H28ZM124 163H125V160H124ZM124 163H123V165H124ZM85 164H83V165L85 166ZM87 164H86V167H88ZM4 165H5V163H4ZM1 166H3V165L1 164ZM14 166H16V165H14ZM108 166L110 167V164ZM117 166H119V165H117ZM126 166H127V163H126ZM9 167H13V165H11ZM9 167H8V171H9ZM123 167H125V166H123ZM4 168H6L5 170L7 171V167H4ZM16 168H17V166H16ZM25 168H22V169H25ZM76 168H77V166H76ZM101 168L102 167H100V170H101ZM11 169H10V171H12ZM14 169H13V171H14ZM124 169L126 170V167ZM160 169L162 170L163 168L160 167ZM2 170H3V172H5L4 169H2ZM123 170H121V171H123ZM151 170L149 171V173L151 172ZM80 171H82V170H80ZM145 171H143V172H145ZM147 171L145 173H147ZM164 171L166 172V170H164ZM171 171H173V170H171ZM151 173L153 174V171ZM107 175H110V174H107ZM130 175H131V173H130ZM130 178L131 177L129 176V179ZM169 179L174 180V179H176V177H173V178L171 177ZM108 180H110V179H108ZM108 180H107V182H108ZM131 180H132V178H131ZM138 180L140 182L139 178H138ZM110 181H112V180H110ZM123 183H125V182H123ZM127 183H128V181L126 182V185H128ZM130 183L132 184V182H130ZM159 183L161 185H159ZM131 184H130V187L132 186ZM142 184H143V182L141 181V184H138L139 187ZM144 184H148V183L145 182ZM165 184H167V185H165ZM111 185L112 184H110V186ZM123 185H125V184H122V186ZM110 186H106V187L110 188ZM156 186H152V187L154 188ZM125 187H127V186H125ZM130 187H128V189ZM149 187L147 186L148 189H149ZM138 188H137V190H138ZM123 189H124V187L121 190H123ZM133 189L134 188H132L130 191H133ZM109 190L111 191V189H109ZM109 190L107 192H109ZM139 190H140V188H139ZM158 190H159V188H158ZM165 190H164V192H166ZM127 191L130 192L129 190H127ZM147 191H150V190H147ZM151 191H152V189H151ZM123 192L125 194L126 191H123ZM144 192H145V189H144ZM133 193H135V191ZM133 193H132V195L131 194L130 195L133 196L134 195ZM137 193H136V195H138ZM146 193L148 195V192H145V194ZM160 193H161L160 195L162 196L161 191H160ZM4 194H5V192H4ZM128 194L129 193H127V195ZM176 194L177 193H175V195ZM139 195L142 196L141 193ZM139 195L137 196L138 199L136 198L135 195H134L135 198L132 197V199H135L136 200L135 202H139L142 199V197H140L141 199L139 198ZM164 195L165 194H163V199H164ZM175 195H173V196H175ZM150 196H152L151 193H150ZM150 196H148V197H150ZM156 196L161 197L159 195H156ZM169 196H171V195H169ZM173 196H171V199ZM130 197H126V198L130 200ZM176 197H175V199H178ZM129 200H126V202L127 201L130 202ZM137 200H139V201H137ZM146 200H148V198ZM131 201H133V200H131ZM140 202H142V201H140ZM147 202H150V200ZM153 202L155 203L154 200H153ZM159 202H161V201H159ZM177 202L180 203L179 201H177ZM144 204H146V203H144ZM157 204H158V202H157ZM171 204L173 205L174 203L172 202ZM138 205L139 204H137V206ZM148 205H149V203H148ZM161 205H159V206H161ZM154 206H155V204H154ZM180 206H179V208H180ZM171 208L174 209L172 206H171ZM171 208H170V210H167V211H172ZM163 211H165V210L162 209V212ZM22 212H24V211H22ZM173 212H174V210H173ZM19 213H20V211H19ZM168 214H170V213H168ZM168 214H167V216H168ZM18 216H19V214H18ZM19 217H21V216H19ZM7 220H8V218H7ZM5 222H6V218H5V220L0 219V225L1 226ZM2 227L5 228L4 226H2ZM12 231H13V229H12ZM261 231H263V232L257 233V232H261ZM258 234H261L262 236H258ZM258 238H260L262 240V241H260L259 244L256 243V241H257L256 239H258ZM8 247H9V245H8ZM240 248H242V249H240ZM12 249H13L12 247L11 248H5V251L8 252L9 254H7L6 252H0V256L5 257L7 260V263H11V264H20L21 263V264H23L22 262H19L16 260L17 257H15L13 255V251L15 252V250L12 251ZM16 252H19V250ZM20 256L18 259H20ZM247 257H248V255H247ZM246 259H248V258H246ZM20 261H22V258ZM250 262H251V260H250Z\"/></svg>","mask_w":264,"mask_h":264}]
</instances>
